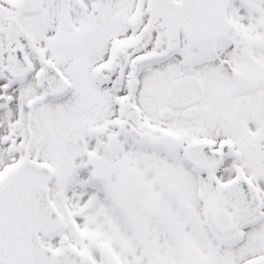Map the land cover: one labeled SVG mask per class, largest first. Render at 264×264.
<instances>
[{"label": "snow or ice", "instance_id": "obj_1", "mask_svg": "<svg viewBox=\"0 0 264 264\" xmlns=\"http://www.w3.org/2000/svg\"><path fill=\"white\" fill-rule=\"evenodd\" d=\"M0 264H264V0H0Z\"/></svg>", "mask_w": 264, "mask_h": 264}]
</instances>
